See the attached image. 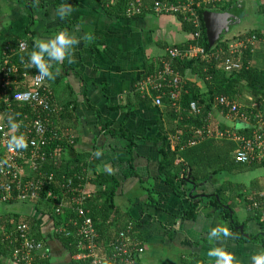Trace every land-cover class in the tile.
Instances as JSON below:
<instances>
[{
	"label": "crops",
	"instance_id": "crops-1",
	"mask_svg": "<svg viewBox=\"0 0 264 264\" xmlns=\"http://www.w3.org/2000/svg\"><path fill=\"white\" fill-rule=\"evenodd\" d=\"M55 1L0 0V56L6 48L17 49L22 41H32L36 46L38 42L49 40L61 32L70 34L78 41L71 50V62L66 59L54 63L49 69L54 77V87L50 86L52 80H46L45 83L53 103L59 108L55 123L71 131L74 140L69 145L74 147V156L89 166L93 165L94 174L105 175L109 190L113 182L117 183L115 209L113 213L110 212L109 221L113 226L117 224V219L121 224L120 218H124V224L127 222L126 226H131L130 238L138 248L144 249L139 256V263L209 264L208 252L213 247L226 250L239 264H251L253 256L264 254V225H261L264 222V167L237 175H212L210 180L196 183L190 178L189 167L178 152L176 165L180 168V178L185 179V184L180 187L184 196L177 195L166 183L165 173H161V143L156 144L152 139L170 133L171 126L181 125L183 131L190 129L192 136L188 146H192L190 143L193 142L232 141L238 148V143L232 139L209 138L205 133H198L205 132L207 128L214 135L230 132L251 137L255 131L249 121L230 114L219 107L216 100L206 118L205 128L198 129L194 124L184 125V121L191 120L181 116V113H185L181 109L182 99L191 93L187 81L195 83V91L208 92V77L201 78L198 71L199 75L190 70L186 72L182 96L172 105L176 107L175 117L167 103L157 107L153 99L144 102V94L139 97L137 84L158 74L159 62H166L162 60L167 56L170 46L184 45L191 40L190 35L183 32L178 19L163 15L118 19L108 15L97 0L66 1L58 7ZM256 2L253 3L254 8ZM66 6H71L72 12L62 16L60 10ZM262 25L256 26V29L264 38ZM88 36L92 37L91 41L87 39ZM237 36H233L234 41L244 37ZM257 46L251 55L256 53ZM245 56L243 54L239 58L242 64L246 62ZM256 58L251 59L250 56V67L259 62ZM229 99L238 103L236 97ZM252 99L255 100L254 97ZM61 111L64 113L63 120L59 118ZM166 112L171 115H166ZM254 114L255 110L251 115ZM247 126L250 129L243 131ZM183 131L180 130L177 137L171 136V151L179 144ZM123 134L137 139L131 148ZM183 150L184 146L180 151ZM96 153L100 155L97 157ZM232 157L234 159V153ZM89 166L83 172L85 177H81L88 181V188L96 194L108 192L107 189L103 190L104 184L89 182L95 177L90 173ZM238 166L245 167L246 164ZM176 181L174 186L179 185ZM225 182L242 187L241 190L233 189V193L228 196L234 207L231 214L237 222L235 228L232 220L223 219L213 201V197L221 193ZM252 200L258 204L257 207ZM191 202H195L196 206L194 215L187 211ZM28 208L30 210L22 215L36 218L43 227L42 223L46 220H40L35 208ZM3 216L0 214V221ZM216 227H227L230 236L210 241L208 233ZM43 228L42 233L52 252L50 264H70L73 259L55 240L52 225ZM240 237L245 240L241 241Z\"/></svg>",
	"mask_w": 264,
	"mask_h": 264
},
{
	"label": "built area",
	"instance_id": "built-area-1",
	"mask_svg": "<svg viewBox=\"0 0 264 264\" xmlns=\"http://www.w3.org/2000/svg\"><path fill=\"white\" fill-rule=\"evenodd\" d=\"M143 1L128 0L125 15L128 18L140 15L143 9ZM224 1L205 0L204 5L223 3ZM152 2L155 13H181L190 14L195 19L197 17L192 4L164 3L161 0H152ZM194 24L198 26L197 20L194 21ZM197 36L199 37L198 34ZM259 43L260 39L256 35H245L233 45H228L227 49L214 53H207L202 47L191 45L184 51L169 48L167 56L171 60L180 58L221 59V67L225 71H240L243 64L239 58L246 51H250L252 54ZM20 45L24 47L21 48ZM30 47L29 43L22 41L17 49L6 48L0 56V101L5 107V114H0V205L13 203L38 205L44 201L56 216H61L65 210L72 211L80 220V223L69 221L74 223L76 231L72 232L64 224H60L53 229V232L66 237H71L74 233L79 236L80 240L77 246L80 252L72 258L73 261H88V264H136V259L144 252V249L138 248L130 238L131 226L127 227L126 231L117 233L113 242L104 246H111L115 252L111 251L110 254L99 252V245L95 241L99 234L86 206L87 200L96 196L88 188V181L80 178L84 183L78 186H73L71 180L68 182L69 185H61L62 198H59L57 194L54 195L52 190H48L46 195L42 197L41 190L43 187L46 184L54 185L56 182L55 174L51 171L48 172L47 167L57 165L56 159L59 153L55 151L49 156V145L57 139L58 134L61 135L58 140H64L68 145L73 143L74 137L69 129L61 128L55 123L59 108L50 101L51 92L45 85L47 79L37 80L38 72L31 75L30 71L35 70V67L30 66L29 60L20 57L18 62L12 61L14 54L26 55L31 51ZM184 84L182 76L174 70L171 62L166 61L156 76L149 77L139 83L138 86L140 93L144 95L150 96L152 92H157L158 95L153 98V101L155 106L160 107L163 105L164 98L169 99L174 106L182 96ZM16 86H22L21 90L9 96V92ZM216 101L219 107L228 110L232 115H239L243 121H248L249 116L254 118L257 130L251 137L230 132H219L214 135L209 128L205 132L199 131L198 133H205L209 138L215 136L218 139H232L238 143V148L234 152V159L237 163L251 165L263 161L264 114L260 112L258 104L252 105L256 114L249 115L247 111H241V107L236 101L225 96L216 98ZM14 105H28L41 112H39L36 120L30 122L25 116L24 122L19 123V128H21L19 134L25 136L28 147L24 150L9 151L8 140L12 135L18 134V131L11 133L7 126V120L13 112ZM190 110L193 116L201 114L200 107L196 102L190 103ZM190 145H195V143H190ZM254 206L257 207L258 204L254 203ZM11 222L12 220L0 221V236L3 243H10L13 246L11 252L13 264H38L39 261L48 260L52 257L50 247L36 238V232L29 224L11 225ZM132 249L135 250L131 251Z\"/></svg>",
	"mask_w": 264,
	"mask_h": 264
},
{
	"label": "trees",
	"instance_id": "trees-1",
	"mask_svg": "<svg viewBox=\"0 0 264 264\" xmlns=\"http://www.w3.org/2000/svg\"><path fill=\"white\" fill-rule=\"evenodd\" d=\"M70 1V2H75V0H56L55 1V6H60L64 2ZM98 2L101 3L102 7L105 9L108 15L113 16L115 18L121 19L122 17H127L125 15L126 8H127V1L128 0H97ZM162 2H170V3H182V4H192L193 10L196 13V19L192 18L190 14H173V13H168V14H163V13H155L154 12V3L152 0H144L143 1V9L140 15L136 16V18H144L147 15H160V16H167V17H176L178 21L182 25V30L184 33L187 35H190L191 40L184 44V45H175V46H170L171 48H176L179 49L180 51L187 50L189 46H199L202 47L207 53H214L217 51H220L221 48L224 50L227 49V44L221 41V39L218 38H213L208 35L205 24L203 21V14L207 10H218V11H224L228 8H230L234 3H236L237 0H225L223 3H217V4H210V5H204L200 4L201 0H161ZM257 2L260 4L259 8H261V11L264 14V0H257ZM256 2V3H257ZM256 5V4H255ZM256 8L258 6L256 5ZM197 20L198 26L194 24V21ZM199 35V37L196 35ZM244 34L243 36H245ZM251 35H257L259 36V32L256 29L255 31H250L247 33L246 36H251ZM196 37V38H195ZM213 41L215 43L213 44ZM31 51L26 53V55H20L21 57L29 60V57L31 53L35 50V44L32 41H29ZM245 61L243 63L242 69L240 71H232V72H227L224 69H221V64L222 61L221 59H209V60H201V58H195V59H186V58H180V59H175L171 60L169 56H165L162 61H168L171 62V66L174 68V70L182 76L183 79H185V74L188 70L193 72L195 75H199L198 72L201 73L200 76L201 78H207L208 81L207 83V88L208 92L207 93H201L200 91H195V83H192L190 81H187V87L189 88V94H186L184 98L182 99V105L181 109L183 108L185 110V113H181V116L184 118L189 117L191 120L190 121H184L185 124H194L196 128L202 129L203 127L207 125L206 118L208 115L211 113L213 106L215 105V99L217 96H225L227 98H232L238 96L241 93V90L239 89L241 87L242 90H246L249 92V94L255 98V101L258 103L260 109L261 107L264 106V70L259 69L257 67H250L248 64V61L250 62V56L251 52L246 51L245 52ZM19 54H14L12 61L14 63L18 62L20 59ZM252 59V57H251ZM55 62L51 64V67L54 65ZM159 68L157 72L161 71L163 62L161 64V61L159 62ZM205 69L204 73L203 70ZM154 70V69H153ZM152 71V70H151ZM198 71V72H197ZM37 72V70L30 71L31 75L33 73ZM153 72V71H152ZM155 72V71H154ZM156 72V73H157ZM198 73V74H197ZM153 74V73H149ZM154 75V74H153ZM150 76V75H149ZM148 77V76H147ZM145 80V79H144ZM22 86H16L14 89H12L9 92V96H12L13 93L16 91L21 90ZM137 90L139 93V97H142L141 93L139 92V86L137 84ZM160 94V93H159ZM157 92H152L151 96L144 95L142 97V100L144 102H149L152 100L155 96H157ZM215 98V99H214ZM51 102L52 99H50ZM196 102L202 110V115L200 114L199 116H192L191 115V110H190V103L191 102ZM168 104V107L171 108L170 112L176 111V107L172 106V103H170L169 99L164 98L163 99V104ZM63 111V110H62ZM60 112L59 118L63 120L64 118V113ZM190 111V113H188ZM223 113H227L225 110H222ZM39 110H34L28 105H14L13 112L10 114L11 117H14V119L20 123L23 121L24 117L27 116L29 121H34L38 118L39 116ZM166 112V115H171V113ZM59 113V111H58ZM0 114H5V107L0 101ZM9 116V117H10ZM57 116V115H56ZM55 116V117H56ZM177 116L176 113L174 114V117ZM8 117V118H9ZM250 122L253 126V130H257L256 128V121L254 118L251 117ZM24 122V121H23ZM61 124V123H60ZM178 126V127H177ZM175 125L171 126L169 129L168 134H164L158 139H152L154 143H161V147L159 148V154L163 158L161 162L162 166V171L161 173H165V181L166 183L173 189V191L177 195H185L180 191V187L182 184H185V179L184 177L180 178V168L179 165H176L177 162V154L180 152V156L183 158V161L187 163L189 170H190V178L192 181L196 182L199 181L201 183L206 182L210 180L211 176H217V175H237L242 172L246 171H251L256 168L264 167V160L261 161L260 163H254L251 165H246L245 167H239L233 157L232 154L237 150V145L234 144L232 141H208V142H203L200 144H195L194 146H188V141L189 138L192 136V132L190 133V129H181V125ZM61 128H64L63 126ZM107 128V127H105ZM250 129V127H246V131ZM182 130L183 135L180 139V142L178 145L175 146L174 151L170 150L171 146V136H176L177 133ZM21 128L18 129V134L15 135H20ZM110 132V131H109ZM248 132V131H247ZM111 133V132H110ZM243 134L245 132H242ZM251 134V133H250ZM125 138H127L130 142V148L134 144L133 141H136V138H131L128 135ZM61 135L58 134L57 139L51 142L49 145V151L48 155H52L55 153V151H58L57 155V165L47 167L48 172H53L56 176V182L55 184H46L43 189L41 190L42 192V197L46 195L48 190H52L54 195L57 194L59 198H62V192L60 191L61 185H69L68 182L71 180L73 186H78L81 183H84L80 178L85 177V174L83 173L84 170H87L86 168L89 166L87 162H83L80 158H77V156H74V147H71L68 145L64 140H58V138ZM185 138V139H184ZM184 146V150H181V147ZM186 148V149H185ZM46 170V168H44ZM94 166L90 165L89 166V171L90 173L94 174ZM94 179H89V182L95 184H101L106 187V182L107 177L105 175H98L94 174ZM64 177V178H63ZM91 180V181H90ZM177 180V181H176ZM82 181V182H81ZM177 182L179 185L174 186V182ZM107 188V187H106ZM117 189V183L113 182V187L108 191V192H99L96 194L95 198L92 197V199L87 200L86 206L87 209L90 211V216L94 221L95 229L97 230L98 238L95 239L96 243L99 245L100 248V253H107L110 254V252H115L114 248L111 246L109 247H104L107 243H112L113 240L116 238L117 233L121 231H126V225L124 224L125 219L120 218L121 224L116 220L117 224H114L113 226L111 225L112 222L109 221L110 217V212L113 213L115 209V204H114V197H115V192ZM233 189L236 190H241L242 187L240 185H234L231 182H225L222 185L221 188V193L218 195H215L213 197V201L215 206L220 209L221 215L223 219L226 220H232L233 221V227L237 225V222L235 220L234 215L231 213L233 212V205L229 201L228 196L229 194L233 193ZM231 191V192H230ZM230 192V193H229ZM67 193V191H66ZM104 193V194H101ZM179 193V194H178ZM68 194V193H67ZM149 194H151L149 192ZM242 195V194H241ZM69 196V194H68ZM151 196V195H150ZM216 197L218 199H216ZM152 198V196H151ZM256 198V197H255ZM254 200V199H253ZM251 201L253 203H256L254 201ZM18 204H23V205H28L30 206V203H13L10 204L12 208H15L16 205ZM155 204V203H153ZM48 204H46L44 201H41L38 205H33V208L36 210V215H39L43 220V227H48L50 224L52 225L53 229L60 225L64 224V226L68 229L71 230L72 232L76 231V227L74 223L69 222V221H78L80 223V220L78 219L77 216H75L72 211H67L65 210L64 213L61 216H56L55 214L52 213L51 208H48ZM32 207V205H31ZM227 207V208H226ZM8 208V207H7ZM6 208V212H4L3 220H12L11 224H20V223H27L29 224L32 229L36 232V238L38 240H42L47 247H50L48 244V241L46 240L45 235L42 233L44 232V228L40 226L38 220L34 217L24 215L21 216V213H17L15 210H9ZM195 202L190 203V207L188 208V212L190 215H194L195 213ZM128 217V216H127ZM129 218V217H128ZM256 219V218H255ZM15 220V221H14ZM110 223H109V222ZM123 221V223H122ZM48 223V226H45ZM261 225H264V222L261 223ZM43 228V229H42ZM54 238L56 241H58L61 246L66 250V252L69 254V257H74L76 254L80 252L77 243L80 240L79 236L76 235V233L73 234L71 237H66L64 235H59L56 234L55 232L53 233ZM240 236V235H239ZM241 241H244L245 239L243 237H240ZM87 243V241H85ZM51 248V247H50ZM13 246L10 245V243H3L1 241V236H0V264H13L11 261V252H12ZM50 258L48 260H43L39 261L38 264H50ZM139 257L136 259V264L139 263ZM70 264H88V261L86 262H75L71 261Z\"/></svg>",
	"mask_w": 264,
	"mask_h": 264
},
{
	"label": "clouds",
	"instance_id": "clouds-1",
	"mask_svg": "<svg viewBox=\"0 0 264 264\" xmlns=\"http://www.w3.org/2000/svg\"><path fill=\"white\" fill-rule=\"evenodd\" d=\"M72 12L71 6H66L60 10L62 16L68 15ZM89 41L92 40L91 36H88ZM78 43L70 34L66 32H61L55 35L53 38L40 41L36 44L35 50L31 53L29 57L30 66H34L38 72L37 80H52L53 74L49 70L51 64L64 62L66 59L70 61L71 50L73 46ZM23 48V45H20ZM7 126L11 133H16L20 127L19 123L14 119V117H9L7 120ZM28 147L26 138L23 134L12 135L8 140V150H24ZM97 157L100 155L96 153ZM230 232L227 227H216L208 233V239L210 241L219 240L221 237H229ZM208 257L210 258L209 264H239L238 261L234 260L232 254L228 253L226 250L213 247L208 252ZM251 264H264V254L253 256L251 259Z\"/></svg>",
	"mask_w": 264,
	"mask_h": 264
},
{
	"label": "rangeland",
	"instance_id": "rangeland-1",
	"mask_svg": "<svg viewBox=\"0 0 264 264\" xmlns=\"http://www.w3.org/2000/svg\"><path fill=\"white\" fill-rule=\"evenodd\" d=\"M204 1L205 0H201L200 4L201 3L204 4ZM245 1L247 3V8H246V12L244 13V15L242 17L243 18L242 23L240 25H237L236 28L233 30V32L222 40L224 43L225 42L228 43L227 46L230 45V44L233 45L234 43H236V41H234V39H235L233 37L234 35H238V36L239 35H244V34L247 35V33H249L250 31H255L256 30V26L258 27V25H260L262 23H263L262 26L264 27V14L262 12H260L261 11V8H259V5H260L259 3L260 2L256 3L258 8H254L253 3L256 2L257 0H245ZM237 27H241V28H237ZM237 30H239V31H237ZM259 37H260L259 38L260 39V43H259V46H257L256 53L251 55V57H256L257 56L256 60L258 59L259 62L258 63H253L252 67L256 66L259 69H264V38L261 35H259ZM261 46H262V48H261ZM221 50H224V49L221 48ZM50 86L54 87L53 80H52V82H50ZM240 90H241V93L239 94L240 97L236 96V98H238L237 99L238 100V104L240 105L242 111L247 110L248 113L251 115L252 111H253L252 110V105L255 103V100H253L252 97H250V94H249L248 91H246V93H243V90L242 89H240ZM162 106H164V104ZM162 106H160V107H162ZM260 112L264 114V108L261 107ZM247 120L249 122H252L250 116H249V118ZM106 189H107V191H109V187L108 186H107V188L104 187L103 190L106 191ZM93 193H94V195L96 194L95 191H93ZM149 195H152V194H149ZM32 207H33V205H32ZM6 208L9 209L10 211L11 210H15V208H16L17 213H18V211L22 212L21 216H23L22 215L23 213L26 214L30 210V208H28V205H23V204H18V205H16L15 208H12V206L9 207V205H0V214H4V212H6Z\"/></svg>",
	"mask_w": 264,
	"mask_h": 264
},
{
	"label": "water",
	"instance_id": "water-1",
	"mask_svg": "<svg viewBox=\"0 0 264 264\" xmlns=\"http://www.w3.org/2000/svg\"><path fill=\"white\" fill-rule=\"evenodd\" d=\"M246 8L245 0H237L234 5L224 11H205L203 21L208 35L223 40L233 32L237 25L242 23Z\"/></svg>",
	"mask_w": 264,
	"mask_h": 264
}]
</instances>
